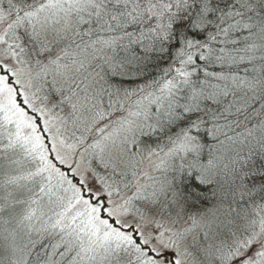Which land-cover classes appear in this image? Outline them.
<instances>
[{
    "label": "snow or ice",
    "instance_id": "1",
    "mask_svg": "<svg viewBox=\"0 0 264 264\" xmlns=\"http://www.w3.org/2000/svg\"><path fill=\"white\" fill-rule=\"evenodd\" d=\"M0 264H264V0H0Z\"/></svg>",
    "mask_w": 264,
    "mask_h": 264
}]
</instances>
